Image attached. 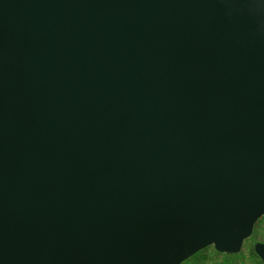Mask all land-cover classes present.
Returning a JSON list of instances; mask_svg holds the SVG:
<instances>
[{"label":"water","instance_id":"water-1","mask_svg":"<svg viewBox=\"0 0 264 264\" xmlns=\"http://www.w3.org/2000/svg\"><path fill=\"white\" fill-rule=\"evenodd\" d=\"M261 218L264 0H0V264H181Z\"/></svg>","mask_w":264,"mask_h":264},{"label":"rangeland","instance_id":"rangeland-1","mask_svg":"<svg viewBox=\"0 0 264 264\" xmlns=\"http://www.w3.org/2000/svg\"><path fill=\"white\" fill-rule=\"evenodd\" d=\"M264 240V220L261 218L257 220L253 227L252 235L243 242L241 250L238 254L234 255H224L223 259L219 258L218 256L212 254V248L207 250H202L195 254L194 256L190 257L188 260L182 262L181 264H259L258 261L256 262L255 259H250L249 251L253 247V244L258 241ZM214 253V252H213ZM209 256L213 262H209V260H205L203 257ZM207 256V257H208ZM203 260V262H202Z\"/></svg>","mask_w":264,"mask_h":264},{"label":"trees","instance_id":"trees-1","mask_svg":"<svg viewBox=\"0 0 264 264\" xmlns=\"http://www.w3.org/2000/svg\"><path fill=\"white\" fill-rule=\"evenodd\" d=\"M209 248H212V254H214V255H216V256H218L219 258H221V259H223V258H225V257H223L224 255H231V254H222V253H219V252H216L214 249H213V247L212 246H210V247H206L205 249H203V250H207V249H209ZM202 251V250H201ZM214 252V253H213ZM238 254V253H237ZM249 254H250V259L252 258V259H255V261L257 262L258 261V263L259 264H262L261 263V261L259 260V258L254 254V251H253V248H251L250 249V251H249ZM197 255V254H196ZM232 255H234V254H232ZM236 255V254H235ZM208 255H206V257H203L205 260H209V262H213L211 259H209V256L207 257ZM202 262H203V260H202ZM223 262H225V259H223Z\"/></svg>","mask_w":264,"mask_h":264},{"label":"flooded vegetation","instance_id":"flooded-vegetation-1","mask_svg":"<svg viewBox=\"0 0 264 264\" xmlns=\"http://www.w3.org/2000/svg\"><path fill=\"white\" fill-rule=\"evenodd\" d=\"M264 220V218H262Z\"/></svg>","mask_w":264,"mask_h":264}]
</instances>
